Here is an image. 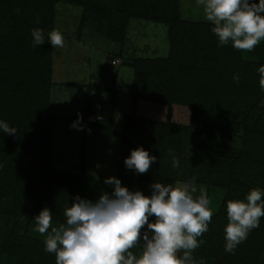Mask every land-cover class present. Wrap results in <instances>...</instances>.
Returning <instances> with one entry per match:
<instances>
[{
    "label": "trees",
    "instance_id": "16d2710c",
    "mask_svg": "<svg viewBox=\"0 0 264 264\" xmlns=\"http://www.w3.org/2000/svg\"><path fill=\"white\" fill-rule=\"evenodd\" d=\"M23 1L26 0H0V23L6 27L0 33V119L17 130L15 135L0 131V212L34 216L39 213V208L48 207L55 221L64 222V208L72 203L75 195L94 200L106 188L94 178L57 171L41 160L46 140L43 134L50 121L52 45L46 41L40 46H33L30 29L42 28L46 33L53 29L54 0H42L37 14L46 13L44 22L36 17V13L33 18L29 14L28 19H22L20 13H14V4H22ZM158 2L163 9L160 13H164L160 16V22L166 27L169 50L164 56L143 59H148L146 67L152 66L151 73L158 76L160 82L168 78L172 82L168 91L159 95L167 109L163 118L160 116V119L152 122L128 117L123 132L119 133L122 141L118 154V177L128 188L135 183L136 189L145 195H150V184L155 181L174 184L178 179L177 168L172 166L168 149H174L179 159L186 132L194 138L203 135L213 141L221 100L231 90L239 88L235 84L240 85L244 95H264L259 92L264 89L260 86L259 73L256 71L259 64L264 62L247 65L239 49L232 47L231 43L218 46V38L211 31L210 22L183 20L179 17L178 0ZM80 3L86 10L96 13L98 20L103 16L112 21L116 18L109 11L94 10L92 5H88V0H80ZM142 13L135 11L133 14L139 16ZM119 22L123 24L124 30L125 21ZM118 40L122 41V35L119 34ZM184 52L188 54L187 57H184ZM234 74L239 75L238 82L232 79ZM175 79L180 82L176 84ZM227 81L229 84H225ZM173 106L188 112V123L186 119L181 121L175 117L176 108L172 110ZM210 112L213 122L210 127L195 124L197 117L210 118ZM249 116L247 114L245 118L249 119ZM230 120L235 131L239 128L242 130V140L247 141L249 135H255L254 145L248 153L254 151L258 144L264 143V131L259 130L258 119L252 126H247L248 120L238 123ZM143 124L140 132L139 127ZM138 145L157 156V161L143 174L127 169L123 162L130 149ZM253 154L257 156V153ZM231 159L236 173L240 172L242 163L249 156L242 149ZM262 175L264 177V171ZM230 181L232 185L228 188L229 192L235 194L233 198L239 199L241 195L236 192L241 191L245 184L238 179ZM49 194L55 198L49 199ZM226 201L223 199L220 209L213 214L209 230L197 238L203 243L196 248L197 254H192L196 264H264V217L260 218V226L252 229L234 252L224 250ZM183 251L179 250L178 255H182ZM0 256L7 257V264H55V253L45 251L44 239L15 237L0 245Z\"/></svg>",
    "mask_w": 264,
    "mask_h": 264
},
{
    "label": "rangeland",
    "instance_id": "374dc122",
    "mask_svg": "<svg viewBox=\"0 0 264 264\" xmlns=\"http://www.w3.org/2000/svg\"><path fill=\"white\" fill-rule=\"evenodd\" d=\"M42 2L26 0L14 4L13 12L20 13L22 19H28L29 14L33 18L36 13V17L44 22L46 13L37 14ZM88 5L94 10L109 11L116 18L112 21L103 16L98 20L96 13L86 10L80 0H54L52 3L53 29H59L63 34L64 45L52 46L50 121L43 134L46 140L41 160L57 171L94 178L103 188L111 190V186L104 184V178L119 176L118 154L122 141L119 133L123 132L126 119L152 122L160 116L163 118L167 109L159 95H164L172 82L169 78L160 82V78L151 73L152 66L146 65L149 58L167 54L169 43L166 27L160 22L164 13H160L163 9L158 0H88ZM177 8V14L183 20L208 22L202 6L195 0H178ZM135 11L143 13L138 16L133 14ZM120 20L125 21L124 30ZM4 29L6 27L0 23V33ZM119 34L122 41L118 40ZM239 52L247 65L264 62V40L251 51L239 49ZM187 55L184 52V57ZM175 80L176 84L180 82ZM235 85L239 88L231 90L221 100L213 141L203 135L194 138L186 132L176 167L178 179L175 183L195 177L194 195H199L201 189L206 190L213 214L220 209L223 199H235V194L228 189L232 185L230 180L238 179L245 184L236 192L241 195L239 199L252 188L264 190V143L248 153L254 145L255 135H249L247 141L242 140V130L235 131L230 122V119L235 123L248 120L247 126H252L258 119L259 130L264 131V95H244L240 85ZM259 92L264 93V90ZM184 110L176 108L173 112L179 120L186 119L188 123L189 115ZM78 112L82 114L80 130L70 127ZM211 114L210 118L197 117L195 124L210 127L213 123ZM247 114H250L249 119L245 118ZM97 115L103 119H96ZM143 126L139 127L140 132ZM242 149L249 159L242 163L240 172L234 173L236 169L231 156ZM136 188L135 183L129 187L130 190ZM48 198L55 196L49 194ZM34 216L0 212V245L15 237L45 239L47 233L35 230ZM57 222L53 219L54 224ZM192 254H197V250H192ZM6 258L0 256V262L7 264Z\"/></svg>",
    "mask_w": 264,
    "mask_h": 264
},
{
    "label": "clouds",
    "instance_id": "9594fccd",
    "mask_svg": "<svg viewBox=\"0 0 264 264\" xmlns=\"http://www.w3.org/2000/svg\"><path fill=\"white\" fill-rule=\"evenodd\" d=\"M202 6L204 18L218 38V46L251 51L264 40V0H195ZM33 46L46 41L62 47L59 29L47 33L30 29ZM259 83L264 89V63L259 64ZM233 79L239 81L238 74ZM96 119H103L97 115ZM82 114L77 113L70 127L81 129ZM0 131L16 134V128L0 119ZM173 167L179 166L175 150L168 149ZM157 156L142 146L130 149L124 166L136 173L149 171ZM96 167H99L97 164ZM111 192L102 190L96 199L75 195L64 208V222L53 223L52 210L42 208L32 221L35 230L47 233L45 251L55 253V264H196L192 250L209 230L214 209L206 190L194 195L195 177L175 184L155 181L150 195L130 190L116 176L104 178ZM264 190L252 188L243 199L225 202L224 250L234 252L249 232L260 226L264 217ZM152 218V219H150ZM132 249H136L133 251ZM179 250H184L178 255Z\"/></svg>",
    "mask_w": 264,
    "mask_h": 264
}]
</instances>
